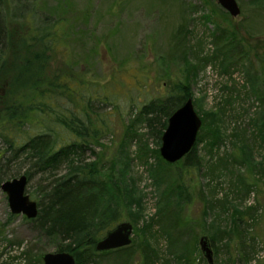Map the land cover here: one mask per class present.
Returning a JSON list of instances; mask_svg holds the SVG:
<instances>
[{"label": "rangeland", "instance_id": "rangeland-1", "mask_svg": "<svg viewBox=\"0 0 264 264\" xmlns=\"http://www.w3.org/2000/svg\"><path fill=\"white\" fill-rule=\"evenodd\" d=\"M4 1L15 11L18 22H22L19 15L28 11L36 25L53 20L50 14L58 5V0ZM19 1L26 11L19 9ZM236 2L240 15L231 18L216 0H69L73 9L67 15L70 23H59L56 30L60 25L72 26V46L51 56L50 71H62L64 54L73 76L87 86L81 94L108 96L111 103L94 105L95 112L107 118L109 134L98 136L93 146L92 160H97L105 192L91 219L98 225L115 212L121 223L133 227L128 250L103 255L99 264H147L145 255L150 253L158 258L148 264H208L198 246L203 236L211 242L212 264H246V259L251 260L249 264H264V172L250 167L264 162V143L254 138V121L264 110V75H258L255 67L257 57L264 56V0ZM8 10L5 5L4 11ZM204 14L211 23L202 20ZM24 20L26 25L30 23ZM186 30L190 34L184 37ZM218 38L223 39L221 43H216ZM185 41L195 58L211 59L190 81L193 107L203 130L202 142L195 147L202 167L185 178L193 196L188 205L181 201L184 195H179L175 168L159 156L156 133L139 116L144 105L163 98L168 88L195 70L193 57L181 54ZM231 42L238 44L237 52L243 49L245 54L232 52L230 60L221 53L215 55L217 50H231L226 46ZM213 56L221 61L212 60ZM105 83L109 85L106 91L101 88ZM4 94L1 87L0 97ZM77 100L66 101L67 106L77 108ZM2 109L0 104V123ZM234 129L244 133L251 149L246 152L248 162H243L241 140L229 138ZM216 137L219 139L209 151L208 145ZM8 154L0 139V172L8 170L4 160ZM19 162L9 166L20 167V177L30 165ZM51 180L49 175L33 174L25 194L38 203ZM2 183L0 264H43L42 255L56 253L64 244L37 231L25 217L12 215ZM132 196L137 202H128ZM235 218L239 220L233 224ZM242 247L249 257L238 253Z\"/></svg>", "mask_w": 264, "mask_h": 264}, {"label": "trees", "instance_id": "trees-1", "mask_svg": "<svg viewBox=\"0 0 264 264\" xmlns=\"http://www.w3.org/2000/svg\"><path fill=\"white\" fill-rule=\"evenodd\" d=\"M18 3H20V8L16 5L17 8L27 10L20 1ZM5 5L10 10L11 7L4 0H0V88L3 87L5 90L4 96L0 97V104L3 106L0 139L7 146L9 154L4 158L8 170L0 172V183L14 179L19 175L20 167L11 169L9 166L18 160H21L20 164L28 163L30 165V169L24 173L27 182L36 173L51 176V182L42 192L41 200L37 203L38 215L29 222L34 224L36 230L44 235L58 238L64 246L58 248L56 252L69 253L73 256L76 264H99V258L103 255L119 254L130 247L129 245L103 253L95 251L96 243L121 223L120 216L115 212L109 219L98 225H94L91 219L98 199L105 192V181L102 179L97 160H92L94 158L92 155L93 146L98 136L109 134L107 118L99 116L95 112L94 105H110L109 97L104 96L101 99L96 94L82 95L81 90H84V87L86 89L87 86L81 78L73 76L71 66L66 61L68 57L64 58V54L62 57L65 59V66L62 71L59 70L55 73L50 71L51 56L62 52V50L65 53L69 46H72L70 39L72 26L60 25L61 29L56 30L59 23H70L67 15L73 9L69 0L56 1L57 7L55 6L54 13L50 14L53 20L44 21L39 25L31 22L28 11L19 15L22 22H18L16 13H13L15 11H4ZM24 19L29 21L30 25H26ZM202 20L211 23L210 16L207 17L206 14L203 15ZM13 26L15 28H12ZM251 26L258 27V24H251ZM186 34L189 35L190 32L186 30L183 36L185 37ZM217 40L220 41L216 43H221L223 39L218 38ZM59 41L62 43L56 45ZM184 43L181 54L184 52L189 58L193 57L192 59L197 62L195 70L191 76L184 77L176 85L168 88V92L163 98L150 101L139 111V116L143 118L147 128L156 133L158 147L169 117L187 99L192 98L190 81L192 82L197 73L211 60L208 57L202 60L195 58L193 49L191 47L186 49L188 42ZM226 46H230L231 50H227L225 53L217 50L215 55L221 53L225 60H230L232 52H237L238 44L231 42ZM244 54L243 49L237 52L238 56ZM212 60L221 61V57L213 56ZM228 64L238 63L230 62ZM255 64L258 75H264V56H258ZM77 86H79L77 90H71V87L76 88ZM108 86L105 83L101 88L106 91ZM74 98L78 99L79 106L69 108L66 101L69 102ZM261 98L264 101V94H261ZM262 118H264V110L259 114L258 120L254 121V125L257 126V136L254 135V138L259 137L264 143ZM202 130L203 125L197 134L192 150L182 160L173 164L180 189L179 195L181 197L182 193L184 195L181 201L182 203L187 201V205L191 204L193 196L190 187L188 184L186 185L185 178L186 175H191L192 170L198 172L202 167V161L195 151V147L202 142ZM210 135H215V133ZM243 135V132L239 133L237 129H234L229 138L234 141L238 138L241 140L243 162H248L249 156L246 152H251V149L245 143ZM221 136L220 128L219 137ZM219 137L212 139L213 141L208 145L209 151L215 146L214 142ZM234 144L238 145L239 143ZM161 161L163 160L161 159ZM250 167L264 172V162L260 164V167L253 164ZM61 170H64L63 173H60ZM158 170L159 168L153 171L157 172ZM201 190L203 189L201 188ZM200 195L203 196L202 193ZM128 202L137 201L132 196ZM176 203L179 202L176 201ZM226 204L230 205L231 202L226 201ZM241 215L242 213L236 214V216ZM237 220L239 219L235 218L233 224L238 222ZM189 226L191 227V224ZM240 250L239 254L249 257L245 247ZM157 258L158 256L153 253L145 255L147 264ZM245 261L246 264L251 262L250 259Z\"/></svg>", "mask_w": 264, "mask_h": 264}, {"label": "water", "instance_id": "water-1", "mask_svg": "<svg viewBox=\"0 0 264 264\" xmlns=\"http://www.w3.org/2000/svg\"><path fill=\"white\" fill-rule=\"evenodd\" d=\"M217 4L231 18L240 15L236 0H216ZM201 119L195 112L192 99L178 108L168 119L166 129L160 138L159 153L168 164H176L182 160L194 147L197 134L201 127ZM27 178L25 175L7 180L1 184V190L7 197L9 211L12 215H21L27 220H33L38 215L37 203L25 194ZM133 227L128 222L116 225L95 245L97 253L128 247L132 240ZM202 256L208 264L213 263V251L209 239L205 236L198 241ZM43 264H76L72 255L64 252L46 253L41 256Z\"/></svg>", "mask_w": 264, "mask_h": 264}]
</instances>
